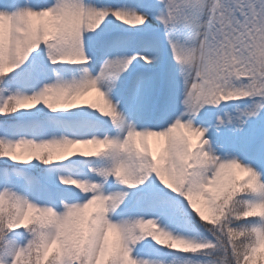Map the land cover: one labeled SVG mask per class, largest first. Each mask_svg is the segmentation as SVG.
<instances>
[{
  "label": "snow or ice",
  "instance_id": "1",
  "mask_svg": "<svg viewBox=\"0 0 264 264\" xmlns=\"http://www.w3.org/2000/svg\"><path fill=\"white\" fill-rule=\"evenodd\" d=\"M0 264H264V0H0Z\"/></svg>",
  "mask_w": 264,
  "mask_h": 264
}]
</instances>
